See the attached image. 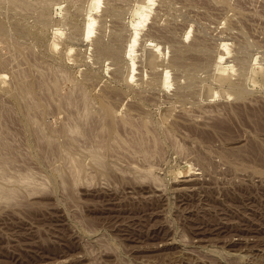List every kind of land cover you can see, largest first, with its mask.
Here are the masks:
<instances>
[{
	"label": "rangeland",
	"instance_id": "374dc122",
	"mask_svg": "<svg viewBox=\"0 0 264 264\" xmlns=\"http://www.w3.org/2000/svg\"><path fill=\"white\" fill-rule=\"evenodd\" d=\"M21 1L0 0V107L9 110L0 139L14 150L16 167L6 171L38 183L0 177L15 188L23 182L14 198L0 199V264H264V0H103L99 14L97 0ZM106 3L118 5V17ZM141 12L129 78L131 23ZM91 14L101 23L87 40ZM98 35L122 44L123 54L97 57ZM197 43L207 54L192 49ZM25 80L36 88L26 98L37 100L26 101ZM83 92L96 117L88 124ZM68 94L77 104L64 102ZM115 114L134 136L137 122L149 120L142 124L156 136L145 130L144 138L158 137L161 146L146 141L162 152L148 155L149 144L139 152ZM122 118L137 120L123 125ZM93 120L96 129L105 125L102 133L92 131ZM72 121L91 130L75 135L76 149L67 152L59 149L71 143L61 129ZM111 126L131 136H123L129 147L109 136ZM41 132L55 136L57 153ZM92 134L120 146L107 140L98 162L88 151L96 142L85 148Z\"/></svg>",
	"mask_w": 264,
	"mask_h": 264
},
{
	"label": "bare ground",
	"instance_id": "6f19581e",
	"mask_svg": "<svg viewBox=\"0 0 264 264\" xmlns=\"http://www.w3.org/2000/svg\"><path fill=\"white\" fill-rule=\"evenodd\" d=\"M10 1H12V0H10ZM20 1H21V0H20ZM110 1H111V0H110ZM113 1H114V0H113ZM142 1H143V0H142ZM27 2H29V0L26 1V3H25V1H21V2H19V4H20V3H25V4H28V5H29V3H27ZM103 3H104L103 0H97V3H96V11H97L98 14L100 13V11H101V9H102L101 7L104 8ZM118 3H120V2H118ZM106 4H109V3H106ZM13 5H14V3H13ZM20 5H21V4H20ZM23 6L26 7V8L29 7V6L27 7V5L22 4L21 7H23ZM117 6H118V5H117ZM117 6H116L115 4L110 3L109 6H107L108 8H105V9L107 10V12H108V14H109L110 17H111V16H115L116 14H118L119 12H121V11H118ZM15 7H16V6H15ZM24 7H23V8H24ZM105 7H106V6H105ZM121 7H122V6H121ZM121 7H120V8H121ZM90 9H92V8H90ZM102 12H104V11H102ZM138 13H139V11H138ZM141 13H142V14H141ZM141 13H140L141 15L138 14V15L136 16V17H138V16L140 15L141 19H140V18H139V19L134 18V19H136V21H135V22L133 21V22L131 23V27L133 26L134 30L132 31L133 33H131V36H130V38H129V41H128V42H129V48H128V50H127V51H128L127 55H129V56H130V59H132V60H131V64H130L131 75H130L129 78H131L132 75L134 74V73L132 74V71L134 70V69H133V68H134V64H135L134 61H133V58H134L133 56L136 55V54H134V52H135V51H134V50H135V49H134V46H135V43H136V40H137V35H138V33L140 32L139 29H138V26H139L140 24H143V22L145 21V17H146V14H145V13H143V12H141ZM103 15H104V14H103ZM103 15H102V16H103ZM119 15H120V14H119ZM116 16L118 17V15H116ZM102 18H103V17H102ZM97 19H99V18L97 17V15H92V14H91V15H88V17H87V21L85 22V26H84V36H85V38H86L87 40L90 39V38H92L93 35H94V33H95V35L97 34L96 31H95V28H96V26L100 25V23H101V22H99V24H98V22H97L98 20H97ZM106 20H107V19H106ZM111 21H112V20H111ZM102 26H103V25H102ZM140 26H141V25H140ZM140 26H139V27H140ZM101 28H102V27H101ZM102 29H103V28H102ZM96 30H97V29H96ZM103 31H104V30H103ZM59 32H61V31H59ZM59 32H58V33H59ZM97 32H98V31H97ZM101 33L104 34V32H101ZM101 33H100V34H101ZM114 35H116V34H114ZM74 36H75V35H74ZM96 36H97V35H96ZM98 36H99V35H98ZM105 36H106V35H105ZM105 36L101 35V37L99 36V38H97V41H96V44H95V45H96V48H95V49H96L95 54H96L97 57H100V56H103V55H105V56H108V55H109V56L115 58V60H117L118 57L121 56V55H120V56H118V55H119V54H123V53H120V52H121L120 47H122V46H121L122 44L120 45V43H117L118 41H116V40H115V41H112L113 38L108 39L109 37H105ZM109 36H110V35H109ZM112 37H113V36H112ZM115 38H117V37H114V39H115ZM188 38H189V37H188ZM118 39H119V36H118ZM118 39H117V40H118ZM127 40H128V39H127ZM149 42H150V41H149ZM168 42H169V41H168ZM146 43H148V42H146ZM166 43H167V42H166ZM169 43H170V42H169ZM192 43H193V42H192ZM223 44H224V43H223ZM146 45H147V44H146ZM148 45H149V44H148ZM167 45H168V44H167ZM171 45H172V44H171ZM228 45H229V44H228ZM127 46H128V44H127ZM174 46H175V45H174ZM190 46H191V45H190ZM190 46H189V47H190ZM147 47H148V46H147ZM149 47H152V45L149 46ZM189 47H188V48H189ZM192 47H194V48H192V49H194V50L196 51L197 54H198L200 51H202V50L205 52V48H206L205 45H201V44H199V43H197V45H192ZM144 48H146V47L144 46ZM169 48H170V46H169ZM123 49H124V48H123ZM151 49H154V48L152 47ZM190 49H191V48H190ZM228 49H229V48H228ZM185 50L188 51L187 49H185ZM226 50H227V49H226ZM26 51H27V50H26ZM171 51H172V50H171ZM173 51H174V49H173ZM183 51H184V50H183ZM208 51H209V50H208ZM224 52H225V51H224ZM224 52H223L222 50L220 51V57L223 56V53H224ZM19 53H20V52H19ZM181 53H183V52H180L179 54H181ZM202 53H203V52H202ZM205 53H206V52H205ZM229 53H230V52H229ZM229 53H228V54H229ZM106 54H108V55H106ZM192 54H193V53H192ZM197 54H196V55H197ZM206 54H207V53H206ZM194 55H195V54H194ZM175 56H177V55H175ZM189 56H190V55H189ZM198 56H201V55H198ZM224 56H225V55H224ZM153 57H154V54H149V55H147L146 59L151 63L152 60H153ZM107 58H108V57H107ZM194 58H195V57H194ZM223 58H224V57H222V59H223ZM111 59H112V58H111ZM185 59H186V58H185ZM216 59H217V58H216ZM218 59H221V58H218ZM253 59H254V58H253ZM119 60H121V59H119ZM134 60H135V59H134ZM178 60H179V59H178ZM199 60H201V59L199 58ZM199 60H198V61H199ZM244 60H245V59H244ZM253 61H254V60H253ZM113 62H114V61H113ZM189 62H191V61H189ZM194 62H197V61H194ZM254 62H255V61H254ZM4 63H6V61H4ZM119 63H120V62H119ZM119 63H118V64H119ZM243 63H244V62H243ZM25 64H26V62H25ZM113 64H114V63H113ZM194 64H195V63H194ZM194 64H192V65H194ZM196 64H198V62H197ZM199 64H200V63H199ZM230 64H231V63H230ZM245 64H246V61H245ZM116 65H117V64H116ZM233 65H234V64H233ZM117 66H118V65H117ZM117 66H116V67H117ZM195 66H196V65H195ZM197 66H198V65H197ZM23 68H25V67H23ZM130 68H129V69H130ZM231 68H232V67H231ZM35 69H36V67H35ZM116 69H117V68H116ZM234 69H235V68H234ZM20 70L23 71L24 69H20ZM28 70H29V69H28ZM31 70H32V68L30 69V71H31ZM37 70H38V68H37ZM119 70H120V68H119ZM22 71H21V72H22ZM40 71H41V70H40ZM116 71H117V70H116ZM24 72H25V71H24ZM28 73H30V72H28ZM22 74H23V73H22ZM38 74L40 75L39 70H38ZM23 75H25V74H23ZM27 75H28V74H27ZM25 77H26V76H23L24 79H26ZM27 77H29V76H27ZM39 77H40V76H39ZM133 77H134V75H133ZM24 79H23V80H24ZM28 79H29V78H28ZM22 83H23V82H22ZM25 83H26V84H25L26 87L23 86L22 89L25 90L24 92H25V94H26V93H27V94L24 96L23 90H22V91L20 90L21 92H20L19 90H18V91H19L20 95L23 94L22 96H24V97L26 98V96L29 95L28 92L30 91V88H31V87H28V85H29V84L27 85L28 81L25 80ZM29 83H30V81H29ZM72 83H73V84H72V85H73L72 87H78V86H79L78 84H77V85H76V84L74 85V83H76V81H72ZM20 85H21V84H20ZM20 85H17V86H20ZM23 85H24V83H23ZM31 85H35V84H30V86H31ZM20 87H22V85H21ZM20 87H19V89H21ZM24 87H25V88H24ZM55 87H56V85H55ZM34 88H35V86H34ZM34 88H31V89L33 90ZM80 88H81V91H84V90L82 89L83 86H81V87L79 86L78 89H80ZM28 89H29V90H28ZM35 89H36V88H35ZM73 89H75V88H73ZM73 89H72V91L70 90V92H75V91H76V89H75V91H73ZM78 89H77V90H78ZM32 90H31V91H32ZM31 91H30V92H31ZM78 91H79V90H78ZM32 92H33V91H32ZM34 92H35V91H34ZM34 92H33V93H34ZM84 92H85V91H84ZM84 92L82 93V96H83V97L81 96L82 99H80L81 97H78V98H79L78 100H81V102L83 103V106H84V107H83L81 104H79L78 101H77V102H78V104H79L80 106H82L81 110L83 111V113H84V115H85V116H84V119L87 120V121H83V123L85 124V122H86V123L88 124V118H90V120H91V119H94L93 116L95 117V115H93L92 113H90V114H92L93 116H91V115H90L91 117L88 116V115H89V111L91 112L92 110H89V109L87 108V104L90 103V101H89V99H87L88 96H87V95H84ZM76 93H77L76 96H79L78 92H76ZM79 93H80V91H79ZM72 94H74V93H72ZM72 94H68V97L65 96L66 99H64V102H67V103H69V104H71V105H72V103H73V104H77V103H75L77 99H75V96H74V98H72V97H73ZM74 95H75V94H74ZM40 97H41V96H39L38 99H40ZM65 97H63V98H65ZM28 98H29V97H28ZM28 98H26V101H28V100H27ZM36 98H37V97H36ZM36 98L33 99V98L31 97V98H29V100H37ZM74 99H75V101L72 102V100H74ZM65 100H66V101H65ZM26 101H25V102H26ZM35 102H36V101H35ZM41 102L43 103L42 99H41ZM71 102H72V103H71ZM81 102H80V103H81ZM28 103H30V102H28ZM31 103H33V105L31 104L30 107L34 106V102L31 101ZM36 103H37V102H36ZM42 103L39 102V103L37 104V106L40 105V104H42ZM79 105H78V106H79ZM35 106H36V105H35ZM75 106H76V105H75ZM78 106H77V107H78ZM43 107H44V104H43ZM43 107H41V105H40V107L38 106L37 108H39V109L41 108V109L43 110ZM27 108H28V105H27L26 109H27ZM35 108H36V107H34V109H35ZM79 108H80V107H79ZM79 108H75V109H78V110H79ZM30 109H31L32 111L34 110L33 108H29V113H27L29 116H30V113H31V112H30V111H31ZM39 109H38V110L36 109L37 111H35V112H38ZM41 109H40V110H41ZM108 109H109V108H108ZM78 110H77V111H78ZM101 110H102V109H101ZM101 110H99V111L102 112V111H104L105 109L102 110V111H101ZM8 111H9V110H7V109H1V107H0V118L3 117V119H4V115H5V117L8 116V115H7V114H8V113H7ZM73 111L77 113V111H75V110H71V112H73ZM27 112H28V109H27ZM33 112H34V111H33ZM40 112H41V111H40ZM74 112H73L74 115H76V116H77V115H80V118L83 119L82 114H81V113H82L81 111H79V114H76V113H74ZM80 112H81V113H80ZM92 112H93V111H92ZM110 112H111V113H109L108 116H109L110 114L113 113L111 110H110ZM6 113H7V114H6ZM9 113H10V112H9ZM102 113L105 114V113H106V110H105V112H102ZM70 114L72 115V113H70ZM128 114L132 115L131 112L128 113ZM128 114H126V115H124V116H127ZM100 115H102V114L100 113ZM105 115H106V114H105ZM130 115H128V117H130ZM29 116H28V117H29ZM76 116H75V117H76ZM98 116H99V113H98ZM124 116H123V118H125ZM69 117H71V116L69 115ZM72 117H73V116H72ZM72 117H71V118H72ZM75 117H73V119H75ZM101 117H102V116H101ZM109 117H110V116H109ZM112 117H115V118H116V122L119 123V120H120L121 117H120V118L117 117L116 114H115V116L112 115L111 118H112ZM133 117H135V116H133ZM71 118H70V119H71ZM80 118H79V119H80ZM95 118H96V117H95ZM123 118L121 119V121L123 120ZM73 119H72V120H73ZM76 119H77V118H76ZM98 119H100V118L98 117L97 120H98ZM101 119H103V117H102ZM105 119H106V118H105ZM105 119H104V120H105ZM108 119H109V118H107V120H108ZM117 119H119V120L117 121ZM126 119H128V118H126ZM126 119H124V120L122 121V122H123V125H124L125 123H126V125H127V124H129V125L132 124L131 122H133L132 120H133L134 118H130V119H129V120H131V122H130L129 120H126ZM135 119H136V118H135ZM1 120H2V119H1ZM90 120H89V121H90ZM104 120H102V122H103ZM109 120H110V119H109ZM136 120H137V119H136ZM136 120H135L134 122H136ZM73 121H75V120H73ZM73 121H72V122H73ZM76 121H77V120H76ZM114 121H115V119L113 118V121H112V122H113V123H112L113 126H114ZM139 121H141V122L143 123L144 121L147 122V121H149V120H143V121H142V120H139ZM94 122H96V120H93V122L90 123V125L93 124L91 127L95 126V125H94ZM100 122H101V121H100ZM134 122H133V124H134ZM139 123H140V122H137L136 125H139ZM142 123H141V125H143V126L140 125V127H139V126L137 127V126L134 124V125H135V130H133V131H135L136 136H134V134H133V132H132L133 137H135V138H134L133 140H131V142L134 141V142L137 144V146H138L137 148H138L139 152H140V149H141V151L143 150V151L145 152V151L148 149V145H147V144H149V142H150V140H149V141H146V140H148V138H149V139H152L151 137H147V139H145L144 137H146V136H148V134H152V133H153V134H152L153 137L156 136L155 131H154V130L152 131L153 127H152V126H150L151 128L147 127V124H151V123H146V124H142ZM33 124H35V122H33ZM80 124H81V123H80ZM80 124H79V123H74V122H73V124H71V125L69 124V125H68V123H67L66 125H68V126H65L63 129L60 128V129L63 131V133H65L66 135L68 134V135L70 136V137H69L70 140H68V142H69V141L71 142V143H68V144H64V145H62V146H66V147L59 148L60 150H62L63 148H64V150H66L65 148H67V150H68L67 152H69L70 150L72 151V150L75 148L74 145L77 144V142H75V140H76V139H75V135H76V137H77V135H79V134H81V135L83 136V135H87V134L90 133L91 128H90V127L88 128V125H85V126H86V127H85L84 124H83V125H82V124L80 125ZM97 124H98V121H97L96 125H97ZM101 124H103V123H100V126L98 127V129L100 128L99 131H97L98 129H96V128H97L96 126L93 127V128H95V129L92 130V131H93L94 133H95L96 131H97L96 133H102L103 131L100 132V130H104V129H103V128H104L103 126H105V125H104V124L101 125ZM119 124H120V123H119ZM119 124H117V125L115 124V125H116V126H115V127H116V131H117V127H118ZM90 125H89V126H90ZM98 125H99V124H98ZM98 125H97V126H98ZM134 125H133V126H134ZM6 126H7V125H6ZM62 126H63V125H62ZM106 126H107V125H106ZM113 126L110 127L111 129H110L109 127H107V128H105V130H106V131H109V130L111 131ZM119 126H121V124H120ZM34 127H35L36 129L38 128L37 125H35ZM124 127L127 129V127H130V126L127 125V127H126V126H124ZM131 127H132V125H131ZM131 127H130V131H129V129L126 130V129L124 128V129L126 130V133H127L128 131L130 132V133H128V134H130V135H132V134H131V130L133 129V127H132V129H131ZM0 128H1V125H0ZM119 128H120V132H124V131H125V130L123 129L122 126L119 127ZM121 128H122V129H121ZM107 129H109V130H107ZM148 129H149V130H148ZM150 129H151V130H150ZM6 130H7V129H6ZM121 130H122V131H121ZM145 130H147L146 132H148V133H146ZM114 131H115V130H112L113 133H111V132L109 133V132H108L110 137H111L112 135H113V137H115V138H116L117 136H121V135L116 134V133H118V132H116V131L114 132ZM118 131H119V130H118ZM150 131H151L152 133H151ZM4 132H5V130H4ZM120 132H119V134H120ZM143 132L146 133V136H144L145 133H143ZM149 132H150V133H149ZM0 133H1V132H0ZM91 133H92V132H91ZM41 134H42L43 137L46 138L45 140H46V142H48L49 145L52 144L51 148L53 147V148L55 149V147H57V146L61 147V146H60L59 144H57V143L54 144V145H57V146H53V139L56 140V138H55L54 135H52V134H48V133H47V134H44V132H41ZM106 134H107V133H106ZM110 134H112V135H110ZM97 135H99V134H97ZM97 135H96V137H97ZM101 135H103V134H101ZM154 135H155V136H154ZM92 136H93L94 139H96L95 136H94V134H92L90 137H88V139H87L86 136H84V140H85V141H86V140H87V141H88V140H92V138H91ZM103 136H104V135H103ZM109 136L106 137V138H103V139H107V138H109ZM123 136H125V134L122 135L121 137H123ZM149 136H150V135H149ZM67 137H68V136H67ZM113 137H111V138H113ZM125 137H126V136H125ZM125 137H123V138H124V142H122V143H121V142H118V143L124 145V143H125ZM127 137H128V135H127ZM127 137H126V138H127ZM133 137H132V138H133ZM4 138H5V137H3V139H0V146H1L0 149H1V148L3 149V150H0V151H1V152H0V177H2V176L5 177V176H6V172H9V171L11 170V169L9 170V168H11V167H12V168H13V167H16V166H14L15 164L13 165V161H12V159H11V158H13V156H12V157L9 156V152H10V155H11V154L14 152V150H13V152L11 151V150H12L11 147H10L11 144H10V143H6V142H7V139L4 140ZM89 138H91V139H89ZM100 138H101V136L99 135V136L97 137V139H96L97 141H99L98 143L101 142L100 145L97 143L96 140H93L92 142H88V145H85V148H86L87 146L91 145V143L94 144L93 142H96L95 145H92V147H91L92 149L90 148V149H88V151L93 153V155H92V153H91V155H92V156H95V159H96L98 162H100L101 159H102V158L100 157V155H103V154H102L103 151L98 150L97 148H99V146L101 147V146L104 145V144H105V148H107V147H106V146H107L106 144L108 143V142H106L108 139H107L106 141H104L105 143H103V141H101ZM118 138H120V137H117L116 139H118ZM123 138H122V139H123ZM128 138H131V136L128 137ZM157 138H158V137H156V139L154 138L156 141H155V140L153 141V139H152V141H153L154 143L151 141V142H152L151 144H154L155 147H156V143L158 144V143L160 142V141H159V142L157 141V140L159 139V138H158V139H157ZM98 139H99V140H98ZM103 139H102V140H103ZM120 139H121V138H120ZM113 140H114V139H113ZM5 141H6V142H5ZM77 141H78V140H77ZM108 141L110 142V143H108V144H111L112 142H114V141H112V139H111V140H108ZM129 141H130V140H128V141H126V142H129ZM116 142H117V141L115 140L114 145H113V147H115V149H116V147L120 146V144L118 145ZM147 142H148V143H147ZM65 143H67V142H65ZM86 143H87V142H86ZM102 143H103V144H102ZM115 143H116V145H118V146H115ZM135 143H134V144L132 143L130 147L133 146V148H134V147H135ZM161 143H162V142H160V144H159L158 146H161ZM9 144H10V145H9ZM60 144H62V143H60ZM78 144H80V143L78 142ZM112 144H113V143H112ZM128 144H129V143H128ZM128 144H126L127 147H129V145H130V144H129V145H128ZM151 144H149V146H150ZM126 145H124V146H126ZM81 146H84V144L81 145ZM94 146H96V148H95ZM113 147H111V145H110V147H109L108 150L112 149ZM139 147H140V148H139ZM150 147H151V146H150ZM53 148H52V149H53ZM93 148H94V149H97L98 152L100 151V153L96 152ZM105 148H104V146H102V148H100V149L104 150ZM135 148H136V147H135ZM137 148H136V150H137ZM157 148H158V147H157ZM162 148H163V147H162ZM57 149H58V148H57ZM75 149H76V148H75ZM117 149H118V148H117ZM125 149H126V147H125ZM125 149H122V150H125ZM158 149H159V150H158ZM158 149H157V151H156V148H155L154 150H153V147H151V149L149 148V149H148V151H149V152H148V155H152V154H153V152H152V154H150V153H151L150 150H152V151H154V152H155V151H156V152L159 151L158 153H160V151H161L162 149H160V148H158ZM78 150H79V149H78ZM86 150H87V149H86ZM91 150H92V151H91ZM93 150L95 151V153L93 152ZM126 150H127V152H128V149H126ZM129 150H130V149H129ZM54 151H56V153H57L59 150H56V149H55ZM106 151H107V150H106ZM113 151H115V150H113ZM113 151H112V152H113ZM116 151H121V148H119V149L116 150ZM67 152H65V153H67ZM127 152H125V153H127ZM130 152H132V151H130ZM144 152L142 153V155L145 154ZM156 152H155V153H156ZM161 152H162V151H161ZM65 153H64V151H63V154H60V155H64ZM72 153H75V151L70 152V153H68V154H72ZM120 153H121V152H120ZM128 153H129V152H128ZM158 153H157V154H158ZM13 154H14V153H13ZM13 154H12V155H13ZM58 154H59V153H58ZM99 154H100V155H99ZM146 154H147V152H146ZM161 154H162V153H161ZM161 154H160V155H161ZM148 155H143V157L145 156V158H146ZM65 156H66V154H65ZM65 156H64V158H65ZM70 156H71V155H70ZM73 156H75V155L73 154ZM73 156H72V158H69L68 155H67V157H68L67 159H69V161H72V160L74 161L75 159H73ZM152 156H154V155H152ZM155 156H156V155H155ZM155 156H154V157H155ZM157 156H158V155H157ZM10 157H11V158H10ZM14 157H16V156L14 155ZM59 157H60V156H59ZM62 157H63V156H62ZM154 157H152V158H154ZM74 158H75V157H74ZM148 158H150V156H148L147 159H148ZM15 159H16V158H15ZM150 159H151V158H150ZM61 160L63 161V159H61ZM65 161H66V159H65ZM73 161H72V164L74 163ZM11 162H12V163H11ZM63 162H64V161H63ZM10 163H11V165H12L11 167L8 166ZM15 163H16V161H15ZM60 163H61V162H60ZM75 164H77V163H75ZM75 164H73V165H75ZM7 166L9 167L8 169H6ZM76 166H77V165H75V168H77ZM72 167H74V166H72ZM75 168H71V170H72V169L74 170ZM6 170H9V171H6ZM75 170H76V169H75ZM13 171H15V169H14ZM18 171H19V170H18ZM18 171H17V172H18ZM20 171H21L20 173L18 172L19 175L22 173L23 170H20ZM78 171H79V170H78ZM78 171H76V172H78ZM10 172H11V171H10ZM10 172L8 173V175H10V174H14V173H10ZM23 172H24V171H23ZM26 172H27V170H26ZM28 172H30V170H29ZM28 172H27V173H28ZM71 172H72V171H70V173H71ZM18 173H17V174H18ZM24 173H25V172H24ZM32 173H33V172H32ZM74 173H75V172H74ZM22 174H23V173H22ZM25 174H26V173H25ZM28 174H29V173H28ZM28 174H26V176H27ZM71 174H72V173H71ZM78 174H79V173H78ZM150 174H151V173H150ZM8 175H7V176H8ZM30 175H31V172H30ZM72 175H75V174H72ZM151 175H152V174H151ZM154 175H155V174H154ZM12 176H13V175H12ZM12 176L10 175V177H12ZM14 176H15V179H13V177H12V179H10L11 181H12V180H16V179H17V181H23V180H26V179H27V180H26V183H27V181H30V183H27V185L24 184L25 186H27V188L29 187V186H28L29 184H30V186H32L31 183L34 184V183L36 182V181H34V179H33V181H32V180H29V179H31L34 175H31V178H29V179H28V177H23V176H25V175H20V176H22V178H20L19 176L17 177V175H14ZM77 176L79 177V175H77ZM73 177H76V176H73ZM152 177H153V176H152ZM156 177H157V176H156ZM156 177H155V178H156ZM8 178H9V177H8ZM8 178L6 177V179H4V178H2V179H4V181L6 182V180L10 181ZM18 178H19V180H18ZM2 179H1V180H2ZM74 179H75V178H74ZM1 180H0V181H1ZM77 180H78V178H76V181H77ZM4 181H3V182H4ZM5 182H4V183H2V181L0 182V199H6V200H8V199H12V198H14V196H16V188L19 187L21 184H23V182H19L20 185L18 184L16 188H15V186H16L17 183L15 184V186H8V184H5ZM11 183H12V182H11ZM11 183H10V184H11ZM37 183H38V182H36V184H37ZM2 184H5V185H2ZM36 184H34V185H36ZM20 188H22V187H20ZM20 188H18V189H20Z\"/></svg>",
	"mask_w": 264,
	"mask_h": 264
}]
</instances>
